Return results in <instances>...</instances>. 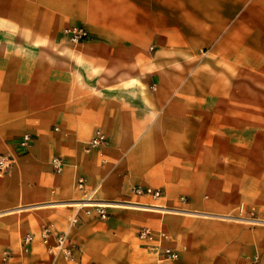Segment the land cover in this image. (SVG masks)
Segmentation results:
<instances>
[{
  "label": "crops",
  "instance_id": "crops-1",
  "mask_svg": "<svg viewBox=\"0 0 264 264\" xmlns=\"http://www.w3.org/2000/svg\"><path fill=\"white\" fill-rule=\"evenodd\" d=\"M74 24L92 38L69 42ZM23 134L0 175V264H160L142 227L178 252L163 264H264V0H0V152ZM79 176L108 219L81 207Z\"/></svg>",
  "mask_w": 264,
  "mask_h": 264
},
{
  "label": "built area",
  "instance_id": "built-area-1",
  "mask_svg": "<svg viewBox=\"0 0 264 264\" xmlns=\"http://www.w3.org/2000/svg\"><path fill=\"white\" fill-rule=\"evenodd\" d=\"M64 37L71 43H80L90 40V35L87 28L82 24H74L63 29ZM106 141L105 133L96 129L91 137L88 145L85 147L86 151H91ZM32 142V136L30 134H23L14 145V153H2L0 152V175H5L9 172L12 165L15 163L17 156L25 153ZM52 168L55 172H59L62 169V160L59 157L52 159ZM76 187L82 191L84 199L79 201L81 207L86 208L87 214H95L99 219L105 220L109 218V212L107 210L110 204L100 203L94 201L90 197L89 191L85 186V179L82 176L77 177ZM132 191L136 195H148L152 199H159L162 197V191L159 189L151 188L148 186H134ZM181 202H186V197H180ZM77 221V216L74 215L73 222ZM138 238L142 241L144 248L153 252L160 264L174 261L178 258V252L168 245H164V242L168 241V235L163 230L154 231L148 227H142L137 232ZM40 237L47 246V250L53 254H61L67 260H75V246L69 241L67 234L57 233L50 225H44L40 229ZM33 234L26 233L22 238V245L27 247L33 241ZM53 239L51 243L50 240Z\"/></svg>",
  "mask_w": 264,
  "mask_h": 264
},
{
  "label": "rangeland",
  "instance_id": "rangeland-1",
  "mask_svg": "<svg viewBox=\"0 0 264 264\" xmlns=\"http://www.w3.org/2000/svg\"><path fill=\"white\" fill-rule=\"evenodd\" d=\"M250 212L251 211H249L248 215H246L248 218L253 216Z\"/></svg>",
  "mask_w": 264,
  "mask_h": 264
}]
</instances>
